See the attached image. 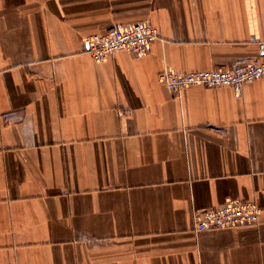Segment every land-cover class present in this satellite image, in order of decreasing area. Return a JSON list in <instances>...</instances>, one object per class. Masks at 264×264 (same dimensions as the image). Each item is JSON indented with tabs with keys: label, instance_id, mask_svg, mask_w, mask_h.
Here are the masks:
<instances>
[{
	"label": "crops",
	"instance_id": "crops-1",
	"mask_svg": "<svg viewBox=\"0 0 264 264\" xmlns=\"http://www.w3.org/2000/svg\"><path fill=\"white\" fill-rule=\"evenodd\" d=\"M141 21L146 55L87 51ZM258 57L264 0H0V264H264V76L160 80ZM228 198L260 222L198 230Z\"/></svg>",
	"mask_w": 264,
	"mask_h": 264
},
{
	"label": "built area",
	"instance_id": "built-area-1",
	"mask_svg": "<svg viewBox=\"0 0 264 264\" xmlns=\"http://www.w3.org/2000/svg\"><path fill=\"white\" fill-rule=\"evenodd\" d=\"M159 36L158 28L149 22H135L89 34L85 37L87 51L97 61L108 59L114 53L126 51L135 56L146 55L153 40ZM264 76V59H252L242 69L214 67L208 70H166L160 80L172 90L180 92L191 85L207 87L230 86L241 91L242 86ZM262 207L255 201L228 198L219 207L196 211V228L200 231L225 227L253 226L260 222Z\"/></svg>",
	"mask_w": 264,
	"mask_h": 264
}]
</instances>
